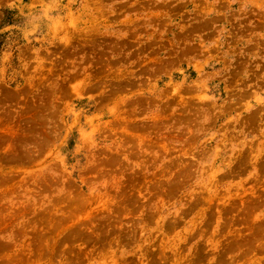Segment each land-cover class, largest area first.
Wrapping results in <instances>:
<instances>
[{
    "label": "rangeland",
    "instance_id": "rangeland-1",
    "mask_svg": "<svg viewBox=\"0 0 264 264\" xmlns=\"http://www.w3.org/2000/svg\"><path fill=\"white\" fill-rule=\"evenodd\" d=\"M0 264H264V0H0Z\"/></svg>",
    "mask_w": 264,
    "mask_h": 264
}]
</instances>
